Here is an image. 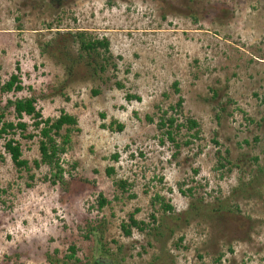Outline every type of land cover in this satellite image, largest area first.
<instances>
[{
	"label": "rangeland",
	"instance_id": "rangeland-1",
	"mask_svg": "<svg viewBox=\"0 0 264 264\" xmlns=\"http://www.w3.org/2000/svg\"><path fill=\"white\" fill-rule=\"evenodd\" d=\"M78 32L107 40L104 73ZM10 74L23 90L3 99L76 126L53 183L32 166L37 136H14L28 171L0 138V264H264V0H0V84ZM158 109L197 129L169 142ZM129 215L145 227L125 237Z\"/></svg>",
	"mask_w": 264,
	"mask_h": 264
},
{
	"label": "trees",
	"instance_id": "trees-1",
	"mask_svg": "<svg viewBox=\"0 0 264 264\" xmlns=\"http://www.w3.org/2000/svg\"><path fill=\"white\" fill-rule=\"evenodd\" d=\"M78 45V51L80 52V57L85 56L90 60V66L92 71L96 74H102L106 70V59L108 55V42L106 39H92L89 35L84 32H78L71 35ZM101 52V53H100ZM101 58V61L98 59ZM78 60H80L78 58ZM117 88L121 86L116 83ZM174 92H177L176 83H173ZM23 90L20 79L16 74H10L6 81L0 84V138L3 137V151L9 157L11 164L16 170L28 171L27 161L21 159L20 145L14 136L17 135L22 139L31 140L34 137H38L37 141V152L38 159L32 161L33 168H38L40 165L47 167L50 171H53L51 175V183L60 179L61 169L58 164L59 156L65 152L66 147L69 144V133L71 130L75 129L76 120L74 117L61 113L57 118L42 119L40 112L35 107V98L30 95L29 97L13 99L4 98L6 95L19 93ZM132 96L126 95L125 99L130 100ZM138 100V98H135ZM182 100L177 99L173 106L169 107V110L180 113ZM10 110V114L13 121H7L5 119L6 113ZM167 110L158 109L157 123L155 124L156 129L161 133L162 136L169 142H174V135L181 128L186 131H192L197 129V124L195 121L184 118L182 123H177V118L173 114L167 115ZM23 117H27L31 123L30 126L36 133H27L26 123L23 122ZM148 122H151L150 118H146ZM122 126L117 124L115 130L121 131ZM61 130L63 133L61 134ZM195 133V131H194ZM195 137V134L191 135ZM184 144H187L186 142ZM112 158L115 160L117 157L113 155ZM222 167L221 165H219ZM112 173L111 168L105 169V174L110 175ZM121 189H123L124 182L118 181L117 184ZM153 202L158 203L159 207L164 213L171 212L172 208L168 204H165L162 199L158 196L153 198ZM106 204V201L99 198V207ZM151 219L154 218L151 216ZM128 224H121L120 230L125 237L130 235V230L135 229L138 232L144 230L145 225L139 221H136L132 215H129ZM173 220V219H171ZM174 221H178L174 218ZM161 227L157 225L155 227L158 230ZM171 234V231L168 230ZM70 258L73 255V247H69ZM97 252V250L95 251ZM92 264H98V261H94Z\"/></svg>",
	"mask_w": 264,
	"mask_h": 264
}]
</instances>
